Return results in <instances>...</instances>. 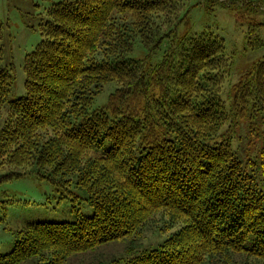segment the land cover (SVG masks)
Returning a JSON list of instances; mask_svg holds the SVG:
<instances>
[{
	"label": "trees",
	"instance_id": "16d2710c",
	"mask_svg": "<svg viewBox=\"0 0 264 264\" xmlns=\"http://www.w3.org/2000/svg\"><path fill=\"white\" fill-rule=\"evenodd\" d=\"M185 17L181 0H60L24 56V95L8 99L14 76L0 66V178L36 168L55 186L74 181L93 206L74 221L24 225L0 264H74L174 226L128 261L96 264H264V129L257 160L232 147L237 118L247 112L255 136L253 118L264 122V58L234 85L228 110L223 38L172 35ZM136 40L149 53L165 43L162 58L128 57ZM110 81L107 105L90 109Z\"/></svg>",
	"mask_w": 264,
	"mask_h": 264
},
{
	"label": "rangeland",
	"instance_id": "374dc122",
	"mask_svg": "<svg viewBox=\"0 0 264 264\" xmlns=\"http://www.w3.org/2000/svg\"><path fill=\"white\" fill-rule=\"evenodd\" d=\"M58 1L60 0H0V43L3 47L0 66L10 67L14 76L8 99L24 95V56L42 39L40 26L47 18L48 8ZM181 1L186 17L178 23L172 35L211 31L223 38L224 54L230 66L223 78L220 94L227 109L231 110L234 85L252 63L264 58V0H217L211 5L206 0ZM252 21L254 22L251 23ZM165 45L162 43L157 50L149 53L136 40L128 57L146 59L152 65L162 58ZM115 86L116 82H107L95 95L90 109L105 107ZM232 114L233 112L229 121L220 128L219 134L224 132L233 119ZM3 115L0 117V128ZM258 117L252 120L256 126V136L249 132L247 112L237 118L232 147L242 161L258 158V150L263 143L261 130L264 129V122ZM31 169L32 172L18 177L0 178V253L12 249L15 232L30 222L74 221L80 215L90 216L93 213V206L85 190L74 181L55 186L39 177L36 168ZM4 172L0 169V175ZM255 172L262 187V173L260 175L256 170ZM176 228L174 226L164 232L157 227L145 228L143 238L135 242L136 245L127 240L104 244L89 252L72 256V262L96 264L111 256L128 261L144 247L156 246ZM128 245H135L134 250L127 251Z\"/></svg>",
	"mask_w": 264,
	"mask_h": 264
}]
</instances>
